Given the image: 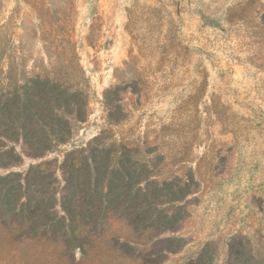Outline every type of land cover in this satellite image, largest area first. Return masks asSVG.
<instances>
[{
  "label": "rangeland",
  "instance_id": "374dc122",
  "mask_svg": "<svg viewBox=\"0 0 264 264\" xmlns=\"http://www.w3.org/2000/svg\"><path fill=\"white\" fill-rule=\"evenodd\" d=\"M263 15L264 0H0V92L47 77L88 106L66 145L31 158L15 144L0 176L53 162L59 193L68 152L126 151L142 179L190 184L161 199L183 214L162 234L109 210L67 240L0 209V264H188L206 248L228 264L234 241L264 264Z\"/></svg>",
  "mask_w": 264,
  "mask_h": 264
},
{
  "label": "trees",
  "instance_id": "16d2710c",
  "mask_svg": "<svg viewBox=\"0 0 264 264\" xmlns=\"http://www.w3.org/2000/svg\"><path fill=\"white\" fill-rule=\"evenodd\" d=\"M87 107L83 90L47 77L28 78L2 90L0 168L20 161L15 144L22 143L24 153L31 158H42L66 145L73 137V121L83 122ZM84 151L68 152L58 166L65 183L59 193L50 169L53 162L31 166L25 176H0V209L19 216L23 223L41 220L37 232L45 235L55 229L67 240H76L75 232L83 225V218L88 224L109 210L125 217L134 228L154 229L161 234L177 229L183 219L181 210L172 213L161 199L167 204L181 202L188 195L189 183L179 179L150 181L149 176L142 179L138 173L142 162L126 151L122 155H97L94 151L84 155ZM240 246L242 252L235 251V241L230 244L228 264H263L242 242ZM213 261L214 254L206 248L188 264Z\"/></svg>",
  "mask_w": 264,
  "mask_h": 264
}]
</instances>
